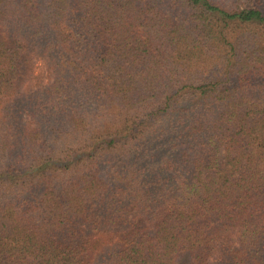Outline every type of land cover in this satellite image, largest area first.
Masks as SVG:
<instances>
[{
    "label": "trees",
    "instance_id": "obj_1",
    "mask_svg": "<svg viewBox=\"0 0 264 264\" xmlns=\"http://www.w3.org/2000/svg\"><path fill=\"white\" fill-rule=\"evenodd\" d=\"M0 264H264V0H0Z\"/></svg>",
    "mask_w": 264,
    "mask_h": 264
},
{
    "label": "rangeland",
    "instance_id": "obj_2",
    "mask_svg": "<svg viewBox=\"0 0 264 264\" xmlns=\"http://www.w3.org/2000/svg\"><path fill=\"white\" fill-rule=\"evenodd\" d=\"M234 3H239L240 5H244L245 3L248 2V0H233Z\"/></svg>",
    "mask_w": 264,
    "mask_h": 264
}]
</instances>
